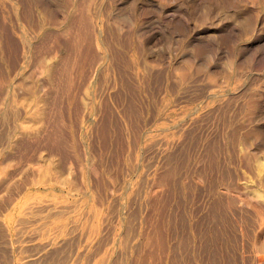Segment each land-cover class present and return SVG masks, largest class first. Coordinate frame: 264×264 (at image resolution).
<instances>
[{
  "label": "rangeland",
  "instance_id": "1",
  "mask_svg": "<svg viewBox=\"0 0 264 264\" xmlns=\"http://www.w3.org/2000/svg\"><path fill=\"white\" fill-rule=\"evenodd\" d=\"M0 108V264H264V0H0Z\"/></svg>",
  "mask_w": 264,
  "mask_h": 264
},
{
  "label": "bare ground",
  "instance_id": "2",
  "mask_svg": "<svg viewBox=\"0 0 264 264\" xmlns=\"http://www.w3.org/2000/svg\"><path fill=\"white\" fill-rule=\"evenodd\" d=\"M83 15H84V14H83ZM83 19H84V18H83ZM86 21H87V20H86ZM83 26H84V25H83ZM86 27H87V26H86ZM67 30H68V29H67ZM71 35H72V34H71ZM71 35H70V36H71ZM62 36H63V35H62ZM64 36H65V35H64ZM66 36H67V33H66ZM65 38H67V37H65ZM72 38H73V37H72ZM30 39H31V38H30ZM75 39H76V38H75ZM68 40H69V39H68ZM76 40H77V39H76ZM72 41H73V40H72ZM74 42H75V41H74ZM74 42H73V43H74ZM71 43H72V42H71ZM75 44H76V43H75ZM73 48H74V45H73ZM75 48H76V46H75ZM75 55H76V54H75ZM75 55H74V56H75ZM41 58H42V57H41ZM41 58H40V59H41ZM43 59H44V58H43ZM101 59H102V58H101ZM75 60H76V59H75ZM110 62H111V61H110ZM108 64H109V63H108ZM52 65H53V64H52ZM55 65H56V64H55ZM50 66H51V65H50ZM53 67H54V66H53ZM108 67L110 68L111 66H108ZM46 68H47V67H46ZM109 68H108V69H109ZM53 70H54V69H53ZM111 70H112V68H111ZM50 71H51V70H50ZM108 71H109V70H108ZM109 73H111V72H109ZM48 74H49V73H48ZM48 74H47V75H48ZM70 75H71V74H70ZM106 75H108V74H106ZM44 76H45V75H44ZM49 76H50V75H49ZM49 76H48V77H49ZM72 78H73V76H72ZM48 79H50V78H48ZM67 79H68V78H67ZM69 79H70V78H69ZM42 81H43V80H42ZM45 82H46V81H45ZM69 82H70V81H69ZM2 84H3V82H2ZM72 84H73V83H72ZM97 84H98V83H97ZM67 85H68V84H67ZM70 85H71V84H70ZM2 86H3V85H2ZM39 87H40V86H39ZM4 88H5V87H4ZM69 88H70V87H69ZM71 88H72V87H71ZM85 89H86V88H85ZM87 90H88V89H87ZM70 91H71V90H70ZM12 92H13V91H12ZM7 93H8V92H7ZM72 93H73V92H72ZM86 93H88V92H86ZM86 93H85V94H86ZM95 93H96V92H95ZM95 95H96V94H95ZM57 96H58V95H57ZM63 96H64V95H63ZM85 97H86V96H85ZM65 98H66V96H65ZM88 98H89V97H88ZM56 100H57V99H56ZM88 100H89V99H88ZM2 101H3V100H2ZM8 105H9V104H8ZM8 105H7V106H8ZM16 106H17V105H16ZM89 106H90V105H89ZM12 107H13V106H12ZM13 108H14V107H13ZM0 109H1V108H0ZM10 109H11V108H10ZM11 110H12V109H11ZM12 111H13V110H12ZM40 112H41V111H40ZM44 112H45V111H44ZM14 113H15V112H14ZM3 114H4V113H3ZM10 114H11V113H10ZM5 115L8 116V114H6V113H5ZM17 115H18V114H17ZM40 115H42V114H40ZM45 115H46V114H45ZM2 116H3V115H2ZM2 116H1V117H2ZM43 116H44V114H43ZM47 117H48V116H47ZM47 117H46V119H47ZM10 118H11V117H10ZM43 118H44V117H43ZM175 118H176V117H175ZM163 119H164V118H163ZM181 120H182V119H181ZM38 121H39V120H38ZM56 121H57V120H56ZM40 122H41V121H40ZM54 122H55V121H54ZM42 123H43V122H42ZM58 123H59V122H58ZM10 125H11V124H10ZM54 125H55V124H54ZM58 125H61V124L59 123ZM160 125H161V124H160ZM11 126H12V125H11ZM52 126H53V125H52ZM181 126H182V125H181ZM181 126L179 125V127H181ZM185 127H186V126H185ZM53 128H54V127H53ZM60 128H61V127H60ZM4 129H6V128H4ZM55 129H57V128H55ZM155 129H156V128H155ZM158 129H159V128H158ZM13 130H14V129H13ZM51 130H52V128H51ZM58 130H59V129H58ZM171 130H172V129H171ZM178 130H179V129H176V131H178ZM5 131H6V130H5ZM59 131H60V130H59ZM2 132H3V131H2ZM153 132H154V131H153ZM9 133H10V132H9ZM54 133H55V132H54ZM60 133H61V132H60ZM17 134H18V133H17ZM46 134H47V133H46ZM139 134H140V133H139ZM21 135H22V134H21ZM51 135H52V134H51ZM58 135H59V134H58ZM60 135H61V134H60ZM54 136H57V135H54ZM54 136H53V137H54ZM63 136H64V135H62V137H63ZM17 137H18V136H17ZM48 137H49V136H48ZM62 137H61V138H62ZM170 137H171V136H170ZM56 138H57V137H56ZM136 138H137V137H136ZM50 139H52V138H50ZM58 139H59V138H58ZM138 139H139V138H138ZM165 139H166V138H165ZM165 139H163V140H165ZM62 140H63V139H62ZM140 140H141V139H140ZM154 140H155V139H154ZM156 140H157V139H156ZM175 140H176V139H175ZM2 141H3V140H2ZM4 141H5V140H4ZM55 141H56V140H55ZM146 141H147V140H146ZM148 141H149V140H148ZM57 142H58V141H57ZM154 142H155V141H154ZM156 142H157V141H156ZM18 143H19V142H18ZM61 143H62V142H61ZM14 144H15V143H14ZM58 144H59V143H58ZM62 144H63V143H62ZM146 144H147V143H146ZM55 145H57V143H56ZM60 145H61V144H60ZM141 145H142V144H141ZM145 146H146V145H145ZM147 146H148V145H147ZM169 146H170V145H169ZM57 148H58V147H57ZM59 148H60V147H59ZM159 148H160V147H159ZM213 148H214V147H213ZM145 149H146V148H145ZM155 151H156V150H155ZM169 152H170V151H169ZM157 154H158V153H157ZM163 155H164V154H163ZM130 157H131V156H130ZM137 157H138V156H137ZM132 158H133V157H132ZM130 160H131V158H130ZM130 160H129V161H130ZM142 175H143V174H142ZM0 178H1V177H0ZM2 179H3V178H2ZM2 179H1V180H2ZM4 179H5V178H4ZM139 181H140V180H139ZM142 182H143V181H142ZM144 182H145V181H144ZM1 183H3V182H1ZM142 187H143V186H142ZM136 188H137V187H136ZM126 189H127V188H126ZM140 189H141V188H140ZM141 190H142V189H141ZM118 191H119V190H118ZM118 191H117V192H118ZM134 193H135V192H134ZM138 195H139V194H138ZM115 198H116V197H115ZM130 199H131V198H130ZM38 200H39V199H38ZM117 200H118V199H117ZM56 201H57V200H56ZM115 201H116V200H115ZM35 202H37V201H35ZM48 202H49V201H48ZM50 202H51V201H50ZM97 202H98V201H97ZM117 202H118V201H117ZM140 202H141V201H140ZM40 203H41V202H40ZM45 203H46V202H45ZM55 203H56V202H55ZM76 203H78V202H76ZM137 203H138V202H137ZM50 204H51V203H50ZM110 204H111V203H110ZM142 204H143V203H142ZM29 205H30V204H29ZM36 205H37V204H36ZM36 205H35V206H36ZM40 205H41V204H40ZM48 205H49V204H48ZM63 205H64V204H63ZM66 205H67V203H66ZM68 205H69V204H68ZM72 205H73V204H72ZM72 205H71V206H72ZM107 205H108V204H107ZM32 206H33V205H32ZM46 206H47V205H46ZM59 206H61V205L59 204ZM64 206H65V205H64ZM100 206H101V204H100ZM100 206H99V207H100ZM108 206H110V205H108ZM128 206H129V205H128ZM38 207H39V206H38ZM56 207H57V206H56ZM61 207H62V206H61ZM69 207H70V206H69ZM75 207H76V206H75ZM97 207H98V206H97ZM97 207H96V208H97ZM99 207H98V208H99ZM25 208H26V207H25ZM27 208H28V207H27ZM29 208H30V206H29ZM32 208H33V207H32ZM32 208H31V209H32ZM34 208H35V207H34ZM36 208H37V207H36ZM41 208H42V207H41ZM51 208H52V207H51ZM64 208H65V207H64ZM67 208H68V207H67ZM70 208H71V207H70ZM100 208H101V207H100ZM31 209H30V210H31ZM53 209H54V208H53ZM53 209H52V210H53ZM109 209H110V208H109ZM115 209H116V207H115ZM115 209H114V210H115ZM50 210H51V209H50ZM96 210H98V209H96ZM106 210H107V209H106ZM133 210H135V209H133ZM27 211H29V210H27ZM38 211H40V210H38ZM55 211H56V210H55ZM85 211L87 212V210H85ZM85 211H84V212H85ZM92 211H93V210H92ZM131 211H132V210H131ZM138 211H139V210H138ZM53 212H54V211H53ZM106 212H107V211H106ZM116 212H117V211H116ZM27 213H28V212H27ZM35 213H36V212H35ZM64 213H65V212H64ZM109 213H110V212H109ZM112 213H114V212H112ZM136 213H137V212H136ZM31 214H32V213H31ZM33 214H34V213H33ZM57 214H58V213H57ZM57 214H55V215H57ZM90 214H91V213H90ZM128 214H131V213H128ZM46 215H47V214H46ZM53 215H54V214H53ZM105 215H107V214H105ZM28 216H30V215H28ZM39 216H40V215H39ZM50 216H51V213H50ZM62 216H63V215H62ZM108 216H109V215H108ZM129 216H130V215H129ZM135 216H136V215H135ZM30 217H31V216H30ZM36 217H38V216H36ZM58 217H60V215H59ZM87 217H88V216H87ZM102 217H103V216H102ZM104 217H105V216H104ZM109 217H110V216H109ZM133 217H134V216H133ZM136 217H137V216H136ZM16 218H17V217H16ZM23 218H24V217H23ZM42 218H45V217L43 216ZM24 219H25V218H24ZM35 219H36V218H35ZM35 219H34V220H35ZM107 219H108V218H107ZM128 219H129V218H128ZM17 220H18V219H17ZM34 220H33V221H34ZM113 220H114V219H113ZM136 220H138V219H136ZM18 221H19V220H18ZM20 221H21V219H20ZM24 221H26V220H24ZM27 221H28V220H27ZM87 221H88V219H87ZM131 221H132V219H131ZM22 222H23V221H22ZM51 222H52V221H51ZM2 223H3V222H2ZM18 223H20V222H18ZM31 223H32V222H31ZM59 223H60V222H59ZM96 223H97V222H96ZM0 224H1V223H0ZM26 224H27V223H26ZM26 224H25V225H26ZM32 224H33V223H32ZM54 224H55V223H54ZM62 224H63V222H62ZM81 224H82V223H81ZM132 224H133V223H132ZM136 224H137V223H136ZM1 225H2V224H1ZM19 225H20V224H19ZM39 225H40V224H39ZM57 225H58V224H57ZM69 225H70V224H69ZM87 225H88V224H87ZM94 225H95V224H94ZM99 225H100V224H99ZM104 225H105V224H104ZM112 225H113V224H112ZM112 225H111V226H112ZM137 225H138V224H137ZM137 225H136V226H137ZM40 226H41V225H40ZM61 226H62V225H61ZM61 226H60V227H61ZM85 226H86V225H85ZM128 226H129V225H128ZM132 226H133V225H132ZM22 227H23V226H22ZM22 227H21V228H22ZM41 227H43V226H41ZM54 227H55V226H54ZM60 227H58V228H60ZM73 227H74V226H73ZM73 227H72V228H73ZM77 227H78V226H77ZM77 227H76V228H77ZM82 227H83V226H82ZM95 227H96V226H95ZM31 228H34V227H31ZM31 228H30V229H31ZM35 228H36V227H35ZM47 228H48V227H47ZM127 228H128V227H127ZM134 228H135V227H134ZM19 229H20V228H19ZM24 229H25V228H24ZM43 229H44V228H43ZM70 229H71V228H70ZM85 229H86V228H85ZM89 229H90V228H89ZM103 229H104V226H103ZM107 229H108V228H107ZM113 229H114V228H113ZM113 229H112V230H113ZM142 229H143V228H142ZM159 229H160V228H159ZM32 230H33V229H32ZM55 230H57V229H55ZM91 230H92V229H91ZM127 230H128V229H127ZM150 230H151V229H150ZM17 231H18V230H17ZM17 231H16V232H17ZM43 231H44V230H43ZM105 231H107V230H105ZM1 232H2V231H0V233H1ZM101 232H102V231H101ZM135 232H136V231H135ZM151 232H152V231H151ZM33 233H34V232H33ZM39 233H40V232H39ZM76 233H77V232H76ZM85 233H86V231H85ZM93 233H94V232H93ZM109 233H111V232H109ZM109 233H108V234H109ZM15 234H16V233H15ZM19 234H20V233H19ZM19 234H18V235H19ZM27 234H28V233H27ZM52 234H53V233H52ZM56 234H57V233H56ZM74 234H75V233H74ZM91 234H92V233H91ZM1 235H2V234H1ZM7 235H8V234H7ZM18 235H17V236H18ZM39 235H40V234H39ZM131 235H132V234H131ZM134 235H135V234H134ZM142 235H143V234H142ZM147 235H149V234H147ZM158 235H159V234H158ZM26 236H27V235H26ZM28 236H29V235H28ZM28 236H27V237H28ZM32 236H33V235H32ZM83 236H84V235H83ZM83 236H82V237H83ZM92 236H93V235H92ZM94 236H95V235H94ZM105 236H106V235H105ZM110 236H111V235H110ZM126 236H127V235H126ZM140 236H141V235H140ZM152 236L154 237V235H152ZM7 237H8V236H7ZM7 237H6V238H7ZM19 237H20V235H19ZM47 237H48V236H47ZM49 237H50V236H49ZM73 237H74V236H73ZM108 237H109V236H108ZM116 237H117V236H116ZM123 237H124V234H123ZM156 237H157V236H156ZM161 237H162V236H161ZM3 238H4V237H3ZM89 238H90V236H89ZM89 238H88V239H89ZM91 238H92V237H91ZM91 238H90V239H91ZM121 238H122V237H121ZM130 238H131V237H130ZM29 239H30V238H29ZM29 239H28V240H29ZM31 239H32V237H31ZM53 239H54V238H53ZM65 239H66V238H65ZM74 239H75V238H74ZM83 239H84V238H83ZM143 239H144V238H143ZM152 239H153V238H152ZM155 239H156V238H155ZM162 239H163V238H162ZM7 240H8V239H7ZM21 240H22V239H21ZM48 240H49V239H48ZM67 240H68V239H67ZM72 240H73V238H72ZM103 240H105V239H103ZM1 241H2V240H1ZM61 241H63V240H61ZM69 241H70V240H69ZM73 241H74V240H73ZM81 241H82V240H81ZM107 241H108V240H107ZM124 241H125V240H124ZM137 241H138V240H137ZM155 241H156V240H155ZM14 242H15V240H14ZM40 242H41V241H40ZM101 242H102V239H101ZM126 242H127V241H126ZM158 242H159V241H158ZM164 242H165V241H164ZM4 243H5V242H4ZM25 243H26V242H25ZM38 243H39V242H38ZM41 243H42V242H41ZM43 243H44V242H43ZM105 243H106V242H105ZM146 243H148V242H146ZM151 243H152V242H151ZM162 243H163V242H162ZM1 244H2V243H1ZM69 244H70V243H69ZM87 244H88V243H87ZM124 244H125V243H124ZM152 244H153V243H152ZM159 244H160V242H159ZM31 245H32V244H31ZM73 245H74V243H73ZM93 245H94V244H93ZM101 245H102V244H101ZM134 245H135V244H134ZM6 246H7V245H6ZM25 246H26V245H25ZM35 246H36V245H35ZM42 246H43V245H42ZM58 246H61V245L58 244ZM62 246H63V245H62ZM79 246H80V245H79ZM84 246H85V245H84ZM95 246H97V245H95ZM107 246H108V245H107ZM128 246H129V245H128ZM141 246H142V245H141ZM152 246H153V245H152ZM152 246H151V247H152ZM155 246H156V244H155ZM165 246H166V245H165ZM1 247H3V245H2ZM32 247H33V245H32ZM44 247H45V246H44ZM66 247H67V246H66ZM166 247H167V246H166ZM8 248H9V246H8ZM25 248H26V247H25ZM56 248H57V247H56ZM68 248H69V246H68ZM68 248H67V249H68ZM78 248H79V247H78ZM105 248H106V247H105ZM127 248H128V247H127ZM138 248H139V247H138ZM146 248H147V247H146ZM153 248H154V247H153ZM160 248H161V246H160ZM162 248H163V247H162ZM4 249H5V248H4ZM29 249H30V248H29ZM38 249H39V248H38ZM92 249H93V248H92ZM100 249H101V248H100ZM124 249H125V248H123V250H124ZM163 249L165 250V248H163ZM23 250H24V249H23ZM27 250H28V249H27ZM30 250H31V249H30ZM58 250H60V248H59ZM71 250H72V249H71ZM82 250H83V249H82ZM33 251H34V250H33ZM37 251H38V250H37ZM37 251H36V252H37ZM49 251H50V250H49ZM51 251H52V249H51ZM51 251H50V253H51ZM63 251H64V250H63ZM65 251H66V250H65ZM69 251H70V250H69ZM121 251H122V250H121ZM135 251H136V250H135ZM154 251H155V250H154ZM161 251H162V250H161ZM5 252H6V251H5ZM20 252H21V251H20ZM22 252H24V251H22ZM22 252H21V253H22ZM73 252H74V251H73ZM6 253H7V252H6ZM26 253H27V252H26ZM39 253H40V252H39ZM64 253H65V252H64ZM79 253H80V251H79ZM93 253H94V252H93ZM124 253H125V252H124ZM107 254H108V253H107ZM122 254H123V253H122ZM135 254H136V253H135ZM151 254H152V253H151ZM156 254H157V253H156ZM7 255H8V253H7ZM17 255H18V254H17ZM30 255H31V254H30ZM40 255H41V254H40ZM47 255H48V253H47ZM65 255H66V254H65ZM89 255H90V254H89ZM117 255H118V253H117ZM127 255H128V254H127ZM145 255H147V254H145ZM160 255H161V254H160ZM1 256H2V255H1ZM21 256H22V255H21ZM27 256H28V255H27ZM54 256H56V255H54ZM71 256H72V255H71ZM77 256H78V255H77ZM79 256H80V255H79ZM121 256H122V255H121ZM142 256H143V255H142ZM142 256H141V257H142ZM151 256H152V255H151ZM156 256H157V255H156ZM156 256H154V257H156ZM18 257H19V256H18ZM66 257H67V256H66ZM88 257H89V256H88ZM97 257H98V256H97ZM123 257H124V256H123ZM146 257H147V256H146ZM157 257H158V256H157ZM7 258H8V257H7ZM50 258H51V257H50ZM50 258H49V260H50ZM52 258H53V256H52ZM55 258H56V257H55ZM77 258H78V257H77ZM77 258H76V259H77ZM144 258H145V257H144ZM3 259H4V258H3ZM84 259H85V258H84ZM87 259H88V258H87ZM95 259H96V258H95ZM120 259H121V258H120ZM126 259H127V258H126ZM136 259H137V258H136ZM142 259H143V258H142ZM153 259H155V258H153ZM8 260H10V259H8ZM20 260H21V259H20ZM59 260H60V259H59ZM105 260H106V258H105ZM122 260H123V259H122ZM131 260H132V259H131ZM10 261H11V260H10ZM41 261H42V260H41ZM53 261H54V260H53ZM63 261H64V259H63ZM63 261H62V262H63ZM102 261L104 262V260H102ZM117 261H118V260H117ZM7 262H8V261H7ZM49 262H51V261H49ZM73 262L75 263V261H73ZM96 262H97V261H96ZM118 262H119V261H118ZM35 263H36V262H35ZM37 263H38V262H37ZM54 263H55V262H54ZM66 263H67V262H66ZM71 263H72V262H71ZM74 263H73V264H74ZM115 263H116V260H115ZM115 263H114V264H115ZM135 263H136V262H135ZM135 263H134V264H135ZM147 263H148V262H147ZM22 264H23V263H22ZM40 264H41V262H40ZM100 264H101V263H100ZM111 264H113V263H111ZM117 264H119V263H117ZM139 264H140V263H139ZM142 264H144V263H142ZM145 264H146V263H145ZM149 264H150V263H149Z\"/></svg>",
  "mask_w": 264,
  "mask_h": 264
}]
</instances>
